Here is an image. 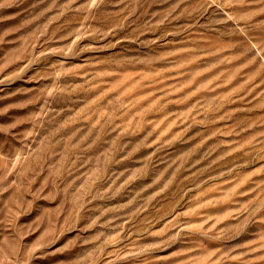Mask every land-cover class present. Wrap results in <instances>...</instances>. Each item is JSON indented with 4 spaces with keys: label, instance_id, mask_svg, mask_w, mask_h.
Instances as JSON below:
<instances>
[{
    "label": "rangeland",
    "instance_id": "rangeland-1",
    "mask_svg": "<svg viewBox=\"0 0 264 264\" xmlns=\"http://www.w3.org/2000/svg\"><path fill=\"white\" fill-rule=\"evenodd\" d=\"M0 264H264V0H0Z\"/></svg>",
    "mask_w": 264,
    "mask_h": 264
}]
</instances>
